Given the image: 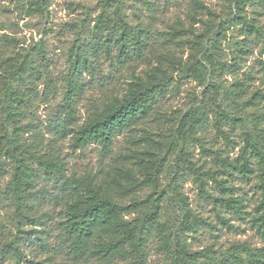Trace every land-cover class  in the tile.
<instances>
[{"label": "trees", "instance_id": "16d2710c", "mask_svg": "<svg viewBox=\"0 0 264 264\" xmlns=\"http://www.w3.org/2000/svg\"><path fill=\"white\" fill-rule=\"evenodd\" d=\"M129 2L139 4L150 19L154 18L149 0H103L87 37L89 41L78 42L70 49V66L60 80L59 105L44 123L31 119L32 107L37 102L46 104L54 94L56 80L48 69L42 46L37 45L34 55L27 51L7 55L0 49V264L6 260L20 264L23 258L25 264H149L147 250L155 237L168 261L154 264H199L209 258L207 254L189 251L180 240L172 248V230L161 222L162 201L171 199L177 203L184 213L183 231L194 233L204 223L192 213L180 191V182L187 174L199 196L211 203L217 220L229 226L231 220L224 212L241 220L248 215L245 201L234 195L236 187L230 180L239 177L249 182L255 174L254 161L258 164L260 199L249 223L262 246L236 243L228 251L232 264H245L239 254L245 255L248 264H264V129L259 118H249L251 133L243 135L244 145L230 160L221 150L205 146L203 114L190 111L179 116L170 129L175 141L171 150L178 164L173 166L165 187L160 188L163 163L158 162L153 149L142 151L139 144L145 140L147 145L154 144L157 152L163 146L152 140L146 124L151 119L172 121L165 118L157 104L169 94L177 74L199 80L204 75L213 76L218 65L210 55L205 56L195 40L198 35L189 42L193 52L185 62L181 51L176 53L157 44L150 24L145 26L140 15L133 12L137 23L129 22L123 12ZM236 5L239 10L244 3L236 1ZM28 10L31 14L42 12V0L32 2ZM179 26L178 23L163 33L166 41L174 40ZM3 40L4 44L16 43L8 36ZM98 56L107 60L111 68L131 75L139 65L152 61L153 66L141 76L133 74L131 81L124 82L121 93L104 94L92 103L80 121L77 99L90 86L83 76L94 78ZM38 83L43 86L42 95L37 90ZM235 86L238 89L241 85ZM261 99L264 91L256 90L250 103L256 106ZM236 123L241 124V119H233L217 107L212 128L227 145L234 143L222 126L232 129ZM124 132L129 134L132 145L117 155L107 170L67 176L61 151L65 141L74 150L97 145L102 154L110 155L113 141ZM190 142L196 143L213 164L193 161ZM136 173L144 176L142 181ZM210 184L217 195L209 190ZM143 188L150 192L137 197Z\"/></svg>", "mask_w": 264, "mask_h": 264}, {"label": "rangeland", "instance_id": "374dc122", "mask_svg": "<svg viewBox=\"0 0 264 264\" xmlns=\"http://www.w3.org/2000/svg\"><path fill=\"white\" fill-rule=\"evenodd\" d=\"M34 1L0 0V49L7 51V55L26 51L34 55L38 49L37 45L42 46L48 69L56 80V89L46 104L37 102L32 107L31 119L39 124L44 123L56 111L62 90L60 80L70 66V49L78 42L89 41L87 37L94 20L100 14L103 0H42V12L31 14L28 9ZM149 1L153 5V19H150L149 14L137 3L129 2L123 7V12L131 24L137 23L132 13L140 15L143 24L151 26L152 39L163 45V48H169L176 53L181 51L183 62L193 52L189 42L194 40L193 36L198 35L195 40L201 44L205 56L210 55L218 65V70L213 72V76L204 75L199 80L177 74L169 87V94L157 104L165 118L172 121L151 119L146 124V129L152 133V140L162 145L163 149L157 152L156 146L147 145L145 140L139 145L141 150L148 147L153 149V152L157 153L158 162L163 163L160 188H164L173 166L178 164V157L174 156L171 150L175 141L170 136V129L177 124L179 116L190 111L199 112V116L203 114L206 118L202 133L205 146L221 150L222 155L230 160L236 158L244 145L243 135L251 133L250 117H258L260 127L264 129V99L256 106L250 103V97L256 90L264 91V0ZM236 1L244 3L239 10ZM178 23V35L174 40L170 38L166 41L163 33ZM3 36L14 38L16 43L4 44ZM174 42L182 44L178 46ZM97 59L94 78L83 76L84 82H89L90 86L77 99L76 111L80 121L84 119L92 103L104 94L121 93L124 82L131 81L133 74L134 77L141 76L153 66L152 61L139 65L131 75L126 70L111 68L109 62L101 56ZM198 59L202 61L200 55ZM1 64L0 62V66ZM237 83L241 85L238 89L235 86ZM39 84L37 90L42 95L43 86ZM217 107L233 119L242 121L241 124L236 123L232 129L226 124L222 126L223 130L229 131L234 145H227L212 128ZM131 145L129 134L126 132L115 138L110 155L102 154L97 145L88 146L84 150H74L69 141H65L61 145V151L67 163L66 174L81 176L88 172L107 170L117 155L126 152ZM189 148L193 161L205 162L207 166L213 164L211 158L207 157L196 143L190 142ZM180 168L179 165V170ZM253 168L255 174L249 182L239 177L230 180L236 187L234 195L242 197L245 201L248 215L241 220L224 212V216L231 220L229 226H224L217 220L211 203L199 196L191 176L185 174L180 182V191L186 196L192 213L203 219L204 223L199 225L194 233L183 231L184 213L176 202L164 199L161 222L172 230V248L174 249L176 241L180 240L189 251L207 254L209 258L199 261V264H232L228 249L236 243L260 248L262 241L249 223L260 199L256 161L253 162ZM136 175L139 181L143 180V175ZM209 190L214 195L218 194L212 184ZM148 192L150 189L143 188L137 197H142ZM2 214L3 212H0V216ZM147 251L149 264L168 261L167 254L159 251L156 237L151 240ZM239 257L245 259V264H248L244 254H239ZM3 264H10V261L6 260ZM20 264H25L24 258Z\"/></svg>", "mask_w": 264, "mask_h": 264}]
</instances>
